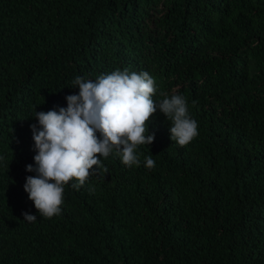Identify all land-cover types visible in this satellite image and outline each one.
<instances>
[{
    "label": "trees",
    "instance_id": "16d2710c",
    "mask_svg": "<svg viewBox=\"0 0 264 264\" xmlns=\"http://www.w3.org/2000/svg\"><path fill=\"white\" fill-rule=\"evenodd\" d=\"M125 68L183 95L198 135L157 111L139 166L112 153L39 216L35 112ZM0 264H264V0H0Z\"/></svg>",
    "mask_w": 264,
    "mask_h": 264
},
{
    "label": "clouds",
    "instance_id": "9594fccd",
    "mask_svg": "<svg viewBox=\"0 0 264 264\" xmlns=\"http://www.w3.org/2000/svg\"><path fill=\"white\" fill-rule=\"evenodd\" d=\"M72 84L79 92L65 97L67 107L35 112L38 125H30L36 154L34 165H27L26 171L35 175L26 176L23 188L44 218L61 213L70 181H74L71 187L79 190L90 175L108 173L102 158L116 153L125 166H139L137 149L154 142L155 134H148V122L157 111L171 122L170 140L179 146L198 135L186 98L160 90L147 71L117 69L95 79L77 76ZM157 94L162 99L155 100ZM145 167H155L151 156L145 158ZM22 215L25 221L37 220L29 212Z\"/></svg>",
    "mask_w": 264,
    "mask_h": 264
}]
</instances>
